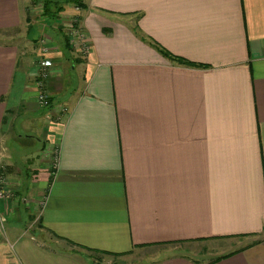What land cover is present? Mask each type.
<instances>
[{"label":"crops","instance_id":"1","mask_svg":"<svg viewBox=\"0 0 264 264\" xmlns=\"http://www.w3.org/2000/svg\"><path fill=\"white\" fill-rule=\"evenodd\" d=\"M80 1L48 26L77 15L84 58L36 32L30 0H0V164L5 142L35 140L3 131L11 108L26 132L47 122L34 114L40 36L57 68L46 115L67 107L43 135L56 159H42L37 215L0 198V264H264V0ZM67 59L79 82L53 106Z\"/></svg>","mask_w":264,"mask_h":264},{"label":"rangeland","instance_id":"2","mask_svg":"<svg viewBox=\"0 0 264 264\" xmlns=\"http://www.w3.org/2000/svg\"><path fill=\"white\" fill-rule=\"evenodd\" d=\"M40 0H35L34 3L38 2ZM54 1L56 5L53 4V6H60V4L68 1V0H51ZM52 7V6H51ZM33 8V7H32ZM36 8V7H35ZM27 17L28 21L32 24L39 25L40 30H36V32L44 33L48 36L54 35L55 33L58 36V39L56 41L57 47L60 51H65L64 49V39H61L62 36H64V31L62 26H59V29L52 28L48 26V24H51L52 20L48 19L45 15L38 12V9H29L27 11ZM44 20V21H42ZM50 27V29H48ZM43 31H42V29ZM87 37V36H86ZM45 39L47 40V36H45ZM52 40V39H51ZM88 40V39H87ZM50 42V40H49ZM89 43V41H88ZM33 49V62L35 60V57L38 56L37 48L38 44L32 43L31 44ZM68 46V45H67ZM66 46V47H67ZM65 47V48H66ZM66 49L69 50L67 47ZM71 50V49H70ZM32 56V57H33ZM52 60L54 59V56H52ZM68 62L66 64H63L64 67L60 71L59 76L67 79L70 78L69 84L66 87V89L63 92H60L58 94H54L53 96V106L56 105L58 102H62L67 98L68 92L72 91L76 85H78L79 78H78V70L69 68L74 63L69 62V59H67ZM75 60V59H74ZM78 60H81L78 58ZM62 65V66H63ZM67 84V83H66ZM62 106V110L60 109ZM17 107V106H16ZM67 107L65 105H59L58 106V114L57 115H46V113H50L52 111V107H39L36 112H34L35 115H41L43 112L44 120L47 122L43 124V118L40 119V124L37 122L34 127H36L35 132H26L24 130L20 129V123L23 118L17 117L16 120H14V117L18 112V109L11 108L9 112H7V120H5L4 126L2 129L5 132L6 130L10 132L12 138H15L16 135H34V142L32 140H29L31 142L28 146H21L17 142H5L6 147L11 151L10 155L12 156V162L9 163V165L0 164V189H3L5 191H9L12 195L9 198H5L7 200L16 201L21 200L24 204L28 205V207H32L36 211L34 213V216L37 215V212L40 210L43 198H44V192L43 188L39 189L38 182L41 181L42 175L40 176L38 173L42 172V159H45L47 157L52 156V152L48 153V151H45L46 144L48 143L47 139L45 140L43 135H46L49 131V127H47L52 121L55 120L54 116H58L59 118H62L63 114L66 113ZM11 112V113H10ZM46 115V116H45ZM7 121V122H6ZM7 123V124H6ZM48 129V130H47ZM25 143V142H24ZM27 144V143H26ZM20 154V155H19ZM52 161V158H51ZM38 178L39 181H38ZM15 203V202H13ZM25 216H28L30 218V211L29 213H24ZM0 227H2V221L0 217ZM1 228H0V234H1ZM204 244V245H203ZM206 243L201 244H194V243H185L181 244L182 246H185L186 249L190 252L191 255L195 256L196 253H200L203 247H205Z\"/></svg>","mask_w":264,"mask_h":264},{"label":"built area","instance_id":"3","mask_svg":"<svg viewBox=\"0 0 264 264\" xmlns=\"http://www.w3.org/2000/svg\"><path fill=\"white\" fill-rule=\"evenodd\" d=\"M31 9H38V12L41 13V3L40 1L31 4ZM33 7V8H32ZM36 7V8H35ZM79 7L73 4V9L78 10ZM61 24V23H60ZM64 31V36L67 40V45L71 48L78 57L84 58L90 51V44L86 38V34L79 24V18L77 15L71 16L66 21H63L61 24ZM38 56L35 59V68H36V87L37 93L36 98L40 106H45L48 103V96L44 91V82L57 68L52 61L51 57H48V54L55 51V47L48 44L47 40L40 36L38 38ZM61 110L63 109L60 106ZM51 158L56 159V151L52 152ZM9 191L0 189V198H9L11 197ZM1 228V227H0Z\"/></svg>","mask_w":264,"mask_h":264},{"label":"trees","instance_id":"4","mask_svg":"<svg viewBox=\"0 0 264 264\" xmlns=\"http://www.w3.org/2000/svg\"><path fill=\"white\" fill-rule=\"evenodd\" d=\"M30 1H31V4H32V3H34L35 0H30ZM68 1L73 2V4L76 5L79 8H82L83 7V4L81 3L80 0H68ZM40 3H41V13L43 15H45L50 20L56 19L57 13H58V11H60L61 6H53V4L54 5H56V4H55L54 1H51V0H40ZM65 46H67V40H66V38H65ZM154 47L157 48L156 46H154ZM158 51L163 56L168 57L169 59H171L173 61L182 63V64L187 65V66H194L195 65L194 63H192V62H190L188 60H185V59H183L181 57L175 56V55L167 52L166 50H164L161 47L158 48ZM50 180H51V170H49V173H48L47 183H49Z\"/></svg>","mask_w":264,"mask_h":264},{"label":"water","instance_id":"5","mask_svg":"<svg viewBox=\"0 0 264 264\" xmlns=\"http://www.w3.org/2000/svg\"><path fill=\"white\" fill-rule=\"evenodd\" d=\"M95 264H99V263H95Z\"/></svg>","mask_w":264,"mask_h":264}]
</instances>
